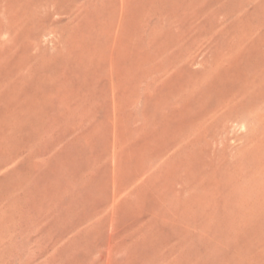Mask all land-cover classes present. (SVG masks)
Wrapping results in <instances>:
<instances>
[{"label":"rangeland","instance_id":"obj_1","mask_svg":"<svg viewBox=\"0 0 264 264\" xmlns=\"http://www.w3.org/2000/svg\"><path fill=\"white\" fill-rule=\"evenodd\" d=\"M0 264H264V0H0Z\"/></svg>","mask_w":264,"mask_h":264},{"label":"bare ground","instance_id":"obj_2","mask_svg":"<svg viewBox=\"0 0 264 264\" xmlns=\"http://www.w3.org/2000/svg\"><path fill=\"white\" fill-rule=\"evenodd\" d=\"M102 2V1H101ZM121 6V5H120ZM120 14V13H119ZM29 74V73H28Z\"/></svg>","mask_w":264,"mask_h":264}]
</instances>
